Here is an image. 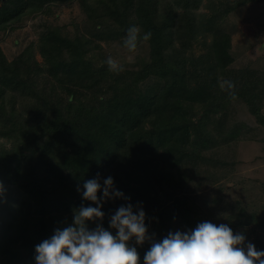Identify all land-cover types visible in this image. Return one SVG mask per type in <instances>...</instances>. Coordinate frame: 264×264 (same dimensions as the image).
<instances>
[{
  "label": "trees",
  "instance_id": "1",
  "mask_svg": "<svg viewBox=\"0 0 264 264\" xmlns=\"http://www.w3.org/2000/svg\"><path fill=\"white\" fill-rule=\"evenodd\" d=\"M60 1L6 0L0 6V31ZM252 1L256 0L237 3ZM199 2L175 0L174 5L182 9L176 12L156 0H96L95 5L84 0L87 11L103 10L99 15L117 18L111 32H100V28V33L126 36L124 31L133 27L134 34L150 33L151 62L143 72L128 77L108 69L100 45L92 47L80 33L69 39L60 28L47 29L37 44H30L11 61L0 50V115L13 112L11 119L0 118V136L11 138L18 133L23 146L35 151L40 171L15 183L17 194L10 197L0 218V251L8 260L21 253L18 242L35 249L54 229L71 222L73 208L95 206L82 199L77 187L82 189L83 182L98 173L101 182L112 176L115 187L130 200H107L102 205L103 220L89 222V227L102 223L108 228L111 215L129 202H142L154 239L171 229L194 228L199 222L186 199L171 191L185 184L188 171L184 167L193 165L209 147L212 137L203 127L206 112L215 113L222 104L238 99L264 126L260 113L264 74L258 78L252 71H236L237 76L249 74L248 78L235 76L233 81L220 82L209 49L198 56L191 53L192 45L214 21L217 25L236 6L221 4L209 19L196 21L189 11ZM130 12L133 19L127 20ZM62 41L75 51L65 49ZM35 48L43 62L35 59ZM95 52L100 66L93 60ZM224 96L227 101L221 104ZM201 110V118L195 120ZM163 186L167 188L164 195L159 194ZM250 219L238 213L228 225L235 233L236 228L248 226ZM149 246L148 242L137 246L141 264ZM256 248L264 250V244L259 241ZM34 249L22 255L34 259Z\"/></svg>",
  "mask_w": 264,
  "mask_h": 264
},
{
  "label": "rangeland",
  "instance_id": "2",
  "mask_svg": "<svg viewBox=\"0 0 264 264\" xmlns=\"http://www.w3.org/2000/svg\"><path fill=\"white\" fill-rule=\"evenodd\" d=\"M5 1L0 0V6ZM95 1L87 0L92 5H95ZM156 1L161 6H172L176 12L182 11L179 6L174 5L175 0ZM237 2L238 0H200L196 8L189 11V17L194 20L206 21L211 17L212 10L219 5L226 3L236 6L217 25L214 21L206 35L192 45L191 53L194 56L205 53V48L209 49L220 82L233 81L237 76L236 71H252L258 78L264 74V0L246 2L243 5H238ZM27 10L28 8L23 12L29 13ZM99 14H104V11H87L84 0L50 3L43 6L41 11L22 17L12 29L0 31V50L11 61L30 44H37L47 29L60 28L69 39L80 33L91 41L92 47L100 45L107 57L106 66L110 71L115 70L125 77L143 72L151 62L149 42L144 38L145 35L139 32L134 34V47H129L128 41L133 34L128 30L124 31L126 36L100 33L111 32L117 18L115 15ZM133 16V12H130L127 20H132ZM61 45L67 50H74L64 41ZM96 54H93V60L100 66L101 63L96 60L99 56L95 57ZM35 59L38 63L43 62L37 48ZM109 59L112 60V65L108 63ZM248 75L244 74L247 78ZM151 82L154 84L153 78ZM224 98L225 96L221 104L227 101ZM222 106L215 113L212 110L206 112L208 120L203 127L212 137L209 147L200 153L193 165L184 167L188 171L186 180L184 178L185 184L171 192L186 199L192 216L197 214L199 222L207 220L215 224H228V221L235 220L238 213L245 218L251 217L249 225L236 228L235 233H242L246 237L245 244L251 242L256 247L259 241L264 244V126L256 122L241 100L235 99ZM260 113L264 118V94ZM12 114L7 110L0 118L6 120ZM201 114L202 110L195 120L201 118ZM23 142L16 132H13L11 138L0 136V181L7 187L4 197L0 198V218L6 213L10 197L17 194L15 183L40 172L35 164V151L24 147ZM166 191L167 188L163 186L159 194L164 195ZM10 204L13 205L12 202ZM1 237L0 233V239ZM16 245L21 253L14 254L10 261L7 259L8 255L0 251V264H35L34 259L22 255L25 250L34 248H25L20 242Z\"/></svg>",
  "mask_w": 264,
  "mask_h": 264
},
{
  "label": "clouds",
  "instance_id": "3",
  "mask_svg": "<svg viewBox=\"0 0 264 264\" xmlns=\"http://www.w3.org/2000/svg\"><path fill=\"white\" fill-rule=\"evenodd\" d=\"M129 47H134L135 28ZM150 33L145 34V39ZM108 63L113 64L109 59ZM82 199L93 202L72 209V220L64 227L54 229L53 234L35 245V264H141L137 246L149 243L142 264H264V250L254 244H245L246 237L225 223L198 222L194 228L169 231L160 239H154L146 224V212L142 202L119 206L108 221L89 227V222L102 221L105 212L102 205L107 200H130L114 185L112 176L101 182L96 178L78 186ZM5 186L0 181V198ZM98 193L100 195L98 196ZM114 230V231H113ZM134 241V243H133Z\"/></svg>",
  "mask_w": 264,
  "mask_h": 264
}]
</instances>
